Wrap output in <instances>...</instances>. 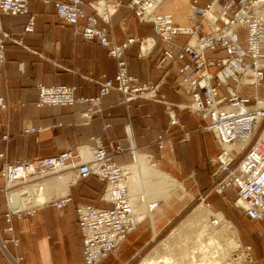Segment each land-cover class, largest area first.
I'll return each mask as SVG.
<instances>
[{
	"label": "crops",
	"instance_id": "1",
	"mask_svg": "<svg viewBox=\"0 0 264 264\" xmlns=\"http://www.w3.org/2000/svg\"><path fill=\"white\" fill-rule=\"evenodd\" d=\"M118 1L121 2L120 6H117ZM129 1L107 0L112 9V33L117 42L132 36L147 38L143 45L137 42L127 49L125 57L129 73L142 81L156 82L168 72V82L162 91L176 104L189 103L190 95L187 91L176 93L174 90L179 79L177 68L181 61L173 64L165 59L167 43L154 24L139 21L127 6ZM191 1L165 0L158 11L171 13L176 25L192 26L194 20L187 18ZM210 1L199 0V6L203 7ZM28 6V13L24 15L0 13L2 30L18 39V42L5 40L6 62L0 68V96L8 103L7 108L0 109V153L5 154L4 159L53 156L60 151L74 150L77 147L80 151L89 153L90 146L96 144L95 139L101 138L104 146L115 154L117 162L131 166L137 160L138 154H151L162 170L187 185L195 197L206 193L212 182V173L218 167L216 155L219 145L214 132L202 129L204 120L198 113L187 108H176L181 122L191 131L190 140L181 143V129L178 126H172L167 132L170 118L164 104L152 100H138L127 107L118 91H112L104 98L101 111L88 122H85L84 116L89 107L87 103L45 107L36 105L40 83L76 85L78 97L97 95L100 88L97 80L101 75L114 78L117 74V61L108 54V48L102 46L98 39L87 41L82 35L75 34L73 26L57 15L53 4L29 0ZM85 10L88 14L93 13L88 4ZM30 15H35V30L24 33L23 29ZM85 22V19L81 20V23ZM208 30V26L204 24L202 31ZM188 39L187 35H177L170 46L178 52ZM206 54L212 59L225 56V51L207 50ZM212 70L216 71L217 67H212ZM235 83L233 78H228L227 84L221 86V93L231 95L235 90ZM248 89L243 88L242 92L249 94ZM257 90L260 92V88ZM3 135H7V139H1ZM159 136H171V145L160 148ZM118 146L124 150L117 152ZM131 146L137 151L133 153ZM227 148L230 150L229 146ZM134 158L135 161H132ZM2 161L3 159L0 163ZM50 182L57 183L63 187L62 190H67L70 184L61 183L54 177L47 184V190L49 184H52ZM83 182L71 183L68 192H52L53 200L64 194H72V202L63 210L52 205L53 201L42 205L48 198L46 191L44 194L34 190L26 192L31 194L28 196L31 199L23 202L27 205L25 207H21L22 202L14 207V203L9 201L12 210H36L32 214L14 216L12 234L3 232L6 223L3 219L4 204L0 199V233L4 238L12 235L17 239V246L9 244L8 249L22 256L21 264H85L76 204L82 202L108 207L110 203L103 199L104 182L94 176ZM12 193H9V199L13 197ZM41 196L43 200L39 202ZM236 198L237 192L234 188H228L224 197L217 194L209 196L214 209L230 216L242 229L243 219L228 211V204ZM158 213L160 212H156L151 219L153 225L157 220V234L164 231L176 216L162 222L165 217L157 216ZM248 219L256 222L257 230L264 228V221L250 217ZM149 227L151 229L142 225L131 233L122 244V259L112 264H129L146 249L156 234L153 226ZM259 239V245L251 239L254 244L253 264H264V237ZM116 258L119 257L112 254L101 264H110ZM3 263L4 258L0 256V264Z\"/></svg>",
	"mask_w": 264,
	"mask_h": 264
},
{
	"label": "built area",
	"instance_id": "2",
	"mask_svg": "<svg viewBox=\"0 0 264 264\" xmlns=\"http://www.w3.org/2000/svg\"><path fill=\"white\" fill-rule=\"evenodd\" d=\"M40 1L53 4L57 15L73 26L75 34L82 35L87 41L98 39L102 46L108 48V54L117 61V74L114 78L101 75L97 80L99 93L90 97L76 96V85L40 83L37 106L87 103L89 107L84 116L85 122H88L101 111L104 98L112 91H118L127 107L138 100L164 104L170 118L167 132L172 126H178L181 129V143L190 140L191 131L181 122L176 108H187L198 113L204 120L202 129L214 132L220 147L216 155L218 167L212 173V185L206 193L200 195L201 199L205 201L212 192L224 195L228 188H234L237 192L234 203L237 210L251 219L264 221V140L256 136L264 127V106H259L254 96L242 92L244 87L264 88V0H211L203 7L199 6V0H192L190 6L195 23L184 30L171 27L170 16L153 17L158 12L152 8L160 0H130L127 3L140 22L156 26L168 46L164 51L165 59L173 64L181 61L177 68L179 79L175 92L187 91L192 105L185 102L176 104L162 91L168 82V72L156 82L142 81L129 73L125 57L127 49L137 42L143 45L147 38L132 36L117 42L112 33V13L107 0ZM28 4L29 0H0V13L24 15L28 13ZM86 4L93 9V13L86 12ZM120 5L118 1L117 6ZM82 19L86 22L81 23ZM35 23V15H30L23 32L35 30ZM204 24L209 28L207 32L202 31ZM177 35H187L189 39L180 51L175 52L170 45ZM6 39L18 42V39L3 31L0 25V68L6 62ZM221 49L225 51L223 57L211 59L206 54L207 50L216 52ZM212 67H217V70L213 71ZM228 78L236 82L235 90L229 96L221 93V86L227 84ZM7 107L8 103L0 96V109ZM1 139H7V135ZM236 141H247L248 144L236 153L226 148ZM95 142L91 146L90 160H84L79 147L60 151L53 156L15 160H6L5 154L0 153V160L3 159L0 163V178L3 181L0 194L5 195L6 201V226L3 232L12 234L14 216L36 211H20L16 208L11 212L8 207L9 201L14 203V207H18L22 201H30L31 197L24 192V186L70 170L75 173L77 183L92 176L104 182L103 199L110 203L108 207H97L91 203L76 204L85 264H101L110 255L119 252L123 242L140 224L135 217L130 189L125 185L123 165L117 162L115 154L104 146L101 138H96ZM171 143V136L158 138L160 148ZM123 150L117 147V152ZM130 150L133 153L137 151L133 146ZM147 155L154 159L153 155ZM13 191V197L8 200L7 193ZM19 197H23V200ZM71 201L72 194H68L56 199L52 205L63 210ZM8 244L17 246L18 241L12 235L4 238L0 233V248L6 257L12 264H21L22 256L11 253ZM251 250L252 246L242 245L240 252L247 257L245 264L253 261L248 258Z\"/></svg>",
	"mask_w": 264,
	"mask_h": 264
},
{
	"label": "bare ground",
	"instance_id": "3",
	"mask_svg": "<svg viewBox=\"0 0 264 264\" xmlns=\"http://www.w3.org/2000/svg\"><path fill=\"white\" fill-rule=\"evenodd\" d=\"M165 0H160L157 2L154 7L152 8L155 12H158L156 14H153L154 18H157L158 15H163L164 16H170L172 18V24L171 27L176 28L179 27L180 29H188L190 28L189 26H182V25H176L173 21V15L171 13H160L158 9L162 5V3ZM104 2L101 4L103 5ZM110 11L112 13V9L110 5L108 4ZM101 8V7H100ZM192 10L189 8L187 18L192 19ZM195 41V39L193 40ZM257 88V87H256ZM256 88L252 89L253 94L261 96V92H259ZM240 89V88H239ZM257 98V97H255ZM259 106H264V101L260 100V98H257ZM192 105V104H190ZM261 140H264V128L262 132V136H260ZM233 144V145H232ZM232 144H229L227 146H230L233 152L236 151H241L243 147H245L248 142L247 141H236ZM226 146V148H227ZM234 148L236 151H234ZM229 150V148H227ZM230 149V151H231ZM81 154L83 155L84 160H90L92 157V148L89 149V153H84L80 151ZM154 164V163H153ZM150 161L149 158H147L146 155L144 154H138L137 155V160L132 163L131 166L123 165L125 175H126V182L125 185L129 186V188H133V184L138 180V178H152L153 182L158 181L160 184H157V188L159 187L158 185H163V186H174L177 184V181L168 173L162 171L158 166L153 165ZM69 171V170H68ZM65 172V171H64ZM62 173V174H60ZM58 173L59 176L56 178L58 179L59 182L61 183H71L73 181V174L72 172H60ZM72 174V175H71ZM57 175V174H56ZM75 175V173H74ZM51 179H48L47 181L43 180L42 182L38 183L34 182L36 184H32L29 187H26L24 192H32L37 191L40 194H44V192L47 190V184L49 183ZM143 181V180H142ZM141 181V182H142ZM145 182V181H144ZM76 176L73 184H76ZM140 183V182H139ZM8 184V183H7ZM129 184V185H128ZM131 184V186H130ZM139 185V184H138ZM136 186V185H135ZM163 188V187H161ZM158 188V189H161ZM165 188V187H164ZM167 188V187H166ZM154 189V186H153ZM163 191V190H162ZM165 192V190L163 191ZM131 195V203L133 206V210L135 213V217L137 222L140 224V222L144 219L146 216H151V213H153L154 209V202L151 200L148 202L143 203V201L147 200L145 199L144 196H146L145 193L144 196H141V200L139 201L138 196H135L136 193L132 194L133 192L130 191ZM157 193H160L159 190H157ZM162 193V192H161ZM14 194V192L12 193ZM150 194V193H148ZM68 195V194H66ZM65 195V196H66ZM141 195V194H140ZM63 197V196H62ZM106 198H108V195L106 194ZM43 198L39 199V202L42 201ZM148 201V200H147ZM38 202V203H39ZM147 204V205H146ZM140 205V206H139ZM139 206V207H138ZM146 207V209H144ZM169 235H172L170 237V240L167 238L166 241H163L160 246H158L156 249H154L152 252H150L149 255L146 256L144 261L146 264H159V262L162 260L165 262V264H171V258H173L174 261H177L178 263L176 264H195L192 262V258L190 259L191 253L188 251V248H186V244L190 242H197L201 245H203V248H209L210 251H214V254H220L223 255L227 254L224 253V251L227 250H241L242 248V243L240 241V237L238 234L237 228L232 224L230 221L227 220V218L222 214V213H214L212 212L208 206L206 205H201L200 207L195 208L179 225L176 229L173 230V232ZM177 236V237H176ZM169 237V238H170ZM176 237V238H175ZM176 240H173V239ZM212 245H215L213 248H211ZM217 245V246H216ZM166 247L170 249L169 254H163V250H166ZM240 248V249H239ZM222 252V254H221ZM230 252V251H229ZM231 253V252H230ZM229 254L225 255L228 257ZM223 257V259L225 258ZM230 256V255H229ZM244 257L246 258V255L244 254ZM229 258V257H228ZM231 258V256H230ZM229 259H225L223 264H230ZM195 262V261H194ZM243 262V260H242ZM241 262V263H242ZM243 264V263H242Z\"/></svg>",
	"mask_w": 264,
	"mask_h": 264
},
{
	"label": "rangeland",
	"instance_id": "4",
	"mask_svg": "<svg viewBox=\"0 0 264 264\" xmlns=\"http://www.w3.org/2000/svg\"><path fill=\"white\" fill-rule=\"evenodd\" d=\"M240 88V87H239ZM244 88H249L248 89V92L249 94L245 93L246 95H250V96H254V97H257V98H260V100H263L264 101V88L260 86V92H261V96L259 95H256V94H253V92L251 91V88H256V87H244ZM259 88V87H257ZM256 88V89H257ZM242 89V88H240ZM175 90V89H174ZM244 93V92H243ZM186 104H189L190 103H186ZM203 125V124H202ZM264 128V127H263ZM263 130L260 129V131L256 134V136L258 138H260V136H262V132ZM233 145V144H232ZM91 147V146H90ZM230 147V146H229ZM244 148V147H243ZM220 149V147H219ZM231 149V148H230ZM235 150V148H234ZM232 151V149H231ZM237 152V151H236ZM234 152V153H236ZM142 153V152H141ZM147 158H149V161L156 166H158L161 170L162 168L159 166V162L157 161V159L154 157V159H151L150 156H148L146 153H144ZM38 156H41V155H38ZM36 157V156H35ZM134 157V156H133ZM32 158V157H31ZM132 161H135V158L132 160ZM131 161V162H132ZM124 165V164H122ZM128 168V166H127ZM162 171L165 172V170L163 169ZM66 172H72V171H65L63 173H66ZM62 174V173H60ZM73 174V175H72ZM72 176H73V181L71 183H74V180H75V175H74V172H72ZM59 176V174L57 175H53V176H50V177H47L43 180L47 181L48 179H51V178H54V177H57ZM174 178V177H173ZM1 179V182H0V187L3 186V181H2V178ZM176 181H177V184L174 185V186H163V185H158L159 187L158 188H161V189H158L157 188V184H160V182L158 181H155L153 182V179L150 177L148 178L146 176V178H138V180L135 182V184H133V188L134 189H130L131 192H133L132 194L136 193L135 196H138V199L139 201L141 200V196H144L145 193H150V194H146L145 199H147L146 201L144 200V202H146L148 204V202L151 200L152 202H154V209H153V213H151V216H146L144 217V219L140 222V225L137 227V229L143 225V227L145 226V228H150L149 226L152 225L156 234H157V231H156V223H157V220L155 221V225H153L154 223H152L153 221L151 219L154 218V215L156 212H160L158 213L157 216H160L161 218H163L161 221H167L168 219L167 218H171L173 217L174 215H176L172 220L171 222L168 224V226L165 228L164 231H162L161 233H158L157 236L155 234V237H154V240L153 242H151V244L146 248L144 249L143 251H141L138 256L133 259L129 264H146V262L144 261V259L146 258L147 255L150 254V252H152L154 249H156L158 246H160V244L163 243V241H166L167 238L170 240L171 238L173 237H170L172 235H169L173 232L174 229H176L178 227V225L197 207H200L201 205H207L208 208L214 212V213H222L228 221H230L232 224H234V226L237 228L238 231V234H239V237H240V241L242 243V245L244 246H252V250L250 252V256H248V258H252V252H253V249H254V244L252 243V240H254L255 244H258L259 245V238H262L264 237V228L263 229H259L257 230L255 228V226H257L256 222L255 221H252L250 219H248V216L240 213L237 208L235 207L234 203H235V200L232 201L230 204H228V211L235 214L237 217H239L240 219H243L241 221H243V227L242 229H240L238 223L236 221H233L232 218L226 214H224L222 211L220 210H216L214 209V207L212 206L213 204L211 203V201L209 200V196L212 195V194H217L215 192H212L210 193L205 201H203L201 199V194H198L196 197L192 194V192L189 191V188L187 185H185L184 183H182V181L180 180H177L176 178H174ZM43 180H40L38 183L42 182ZM143 180V181H142ZM85 181V180H84ZM142 181V182H141ZM145 181V182H144ZM80 182H83V181H80ZM140 182V183H139ZM52 183L51 185L49 184V187H48V190H46V196H48L47 200H45L43 204L45 203H50V202H54L55 200H53V197H52V192L54 191H57V190H62L63 187H61L60 185H58L57 183L55 182H50ZM70 183V184H71ZM84 183V182H83ZM32 184H36V183H28L27 186H24V188L32 185ZM70 184L67 186V190H62L63 192H68V188L70 186ZM77 184V183H76ZM139 184V185H138ZM73 185V184H72ZM71 185V186H72ZM129 185V184H128ZM136 185V186H135ZM212 185V182L209 186V188L211 187ZM131 186V184H130ZM153 186H154V189H153ZM129 187V186H128ZM165 187V188H164ZM167 187V188H166ZM208 188V190H209ZM157 190L160 191V193H157ZM165 190V192L163 191ZM104 192H105V186H104ZM103 192V194H104ZM145 192V193H144ZM162 192V193H161ZM56 193V192H55ZM70 194V193H68ZM141 194V195H140ZM66 194L62 195V196H65ZM219 195V194H217ZM225 195V193H224ZM224 195H219L220 197H224ZM9 196V194L7 193V197ZM28 196H31V194H28ZM61 196V197H62ZM106 197V196H105ZM23 197H21L20 199H22ZM60 198V197H59ZM0 199L3 200V204H4V212H3V219H4V213L6 212V201H5V195L4 194H0ZM58 199V198H57ZM8 200H9V197H8ZM23 200V199H22ZM73 200V199H72ZM72 202V201H71ZM12 203V202H11ZM23 203V201H22ZM82 203V202H81ZM210 203V204H208ZM21 204V203H20ZM70 204V203H69ZM68 204V205H69ZM145 204V203H144ZM146 204V205H147ZM27 205H25V203L22 204L21 207H25ZM140 206V205H139ZM138 206V207H139ZM8 207L10 208V211L12 212L13 210L11 209L12 207L10 206V202H8ZM19 209V208H18ZM22 209V208H21ZM146 209V207L144 208ZM20 210V209H19ZM26 211V210H24ZM158 218V217H157ZM156 218V219H157ZM5 221V219H4ZM6 223V222H5ZM256 224V225H255ZM136 229V230H137ZM151 229V228H150ZM150 231V230H149ZM256 236L259 237L258 239H256ZM10 237V236H9ZM8 237V238H9ZM170 237V238H169ZM177 237V236H176ZM175 237V238H176ZM173 239V240H176V239ZM166 239V240H165ZM168 241V240H167ZM215 245H212L211 248H213ZM217 246V245H216ZM8 248H9V244H8ZM122 248V246H121ZM186 248H188V251L191 253L190 255V259L192 258V262L195 263V264H223L224 260L227 258L229 259L231 262L230 264H245L246 263V258L241 255V252L240 250H229L227 248L226 251H224V253H227L231 256L227 255V254H224L225 258L223 259V255H220V254H214V251H210L209 248H203V245L197 243V242H190L188 244H186ZM240 249V248H239ZM10 251V249H8ZM122 249H120L119 252H117L115 254V257H119V258H116V260L112 261L110 264H112L113 262L115 261H118L119 259H122L121 256H120V253H121ZM231 253H230V252ZM11 252V251H10ZM13 253V252H11ZM170 253V249H168V247H166V250H163V254H169ZM14 254V253H13ZM222 254V252H221ZM0 256L2 258H4V263L3 264H12L9 259L6 257L5 253L2 251V249L0 248ZM171 264H176L178 263L177 261H174L173 258H171ZM243 260V262H242ZM253 260V259H252ZM195 261V262H194ZM245 261V263H244ZM242 262V263H241ZM159 264H165V262H163L162 260L159 262ZM253 264V261L252 263Z\"/></svg>",
	"mask_w": 264,
	"mask_h": 264
}]
</instances>
